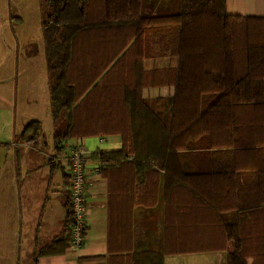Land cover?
<instances>
[{
  "label": "trees",
  "instance_id": "16d2710c",
  "mask_svg": "<svg viewBox=\"0 0 264 264\" xmlns=\"http://www.w3.org/2000/svg\"><path fill=\"white\" fill-rule=\"evenodd\" d=\"M39 2L50 114L54 125L66 116L57 153L61 138L117 132L122 147L99 151L102 167L132 153L159 174L165 203L176 189L205 207L233 242L229 263L250 264L245 222L264 213V17L229 14L225 0H165L156 10L145 0ZM157 56H176V67L144 70ZM167 83L171 97H142L144 86ZM111 113L122 122L114 130ZM40 131L33 120L21 135L35 141ZM70 221L68 200V231ZM166 232L165 214V243ZM144 256L164 264L163 251Z\"/></svg>",
  "mask_w": 264,
  "mask_h": 264
},
{
  "label": "crops",
  "instance_id": "0c3cea01",
  "mask_svg": "<svg viewBox=\"0 0 264 264\" xmlns=\"http://www.w3.org/2000/svg\"><path fill=\"white\" fill-rule=\"evenodd\" d=\"M225 1L229 14L264 17V0ZM15 12L0 0V264H16L20 252L23 264H144V252L149 250L163 251L164 264H197L198 256L230 264L227 248L197 249L202 245L194 239L223 240L222 229L205 207L185 193L177 194L176 189L165 203L159 174L136 166L130 152L119 163L106 162L102 167L99 151L122 147L117 132L61 138L58 153L55 150L50 158L39 142L40 133L35 141L22 137L30 121L40 124L37 96L42 95V82L32 70L31 42ZM176 64V56L143 60L147 71L171 70ZM45 75L46 99L49 81ZM174 91L173 83L147 85L141 95L169 98ZM111 116L114 130L122 122L119 113ZM80 128L87 127L80 122ZM76 141L89 150L85 160L89 209L85 239L79 248L65 240L69 232L65 229L69 194L65 156ZM49 165L61 169V176ZM190 255L196 256L187 258Z\"/></svg>",
  "mask_w": 264,
  "mask_h": 264
},
{
  "label": "rangeland",
  "instance_id": "374dc122",
  "mask_svg": "<svg viewBox=\"0 0 264 264\" xmlns=\"http://www.w3.org/2000/svg\"><path fill=\"white\" fill-rule=\"evenodd\" d=\"M9 4L11 10H16L22 18V28L25 33L26 39L29 38L31 45V57H32V70L34 74L38 75V80H41L42 95H38V117L40 120V140L39 142L44 144V151L49 156L55 155V138L56 131H63L66 126V116L63 114L58 124L54 125L52 122L50 108H49V84L46 86V99L44 98V78L45 74L49 75L45 71V54L42 41V29H41V10L40 0H5ZM165 0H145L146 7H152L154 10L164 4ZM150 7V8H151ZM78 57V68H79ZM77 68V69H78ZM83 75H79L78 77ZM40 77V79H39ZM35 108V107H34ZM61 153V152H60ZM48 160V159H47ZM51 170L56 171V176H61V169L53 168L49 165ZM59 178V177H58ZM213 236L215 234L213 233ZM206 239V238H205ZM194 239L199 241L202 246H198L197 249H220L227 248L231 250L233 248V242L228 240L227 242L220 239ZM205 243V244H204ZM243 254L245 258L250 261V264H264V213L254 216L250 221L245 222V230L242 234ZM195 247V246H194ZM196 255L187 256V258L195 257ZM22 252L17 255L16 264L22 263ZM199 262L197 264H219L216 258L210 260L209 256H198ZM194 259V260H195ZM208 261V263H207ZM188 264V263H182Z\"/></svg>",
  "mask_w": 264,
  "mask_h": 264
},
{
  "label": "built area",
  "instance_id": "2783aa9c",
  "mask_svg": "<svg viewBox=\"0 0 264 264\" xmlns=\"http://www.w3.org/2000/svg\"><path fill=\"white\" fill-rule=\"evenodd\" d=\"M89 150L81 141L70 146L65 156V171L68 178V200L71 210L68 242L71 247L79 248L85 239L87 226L88 201L86 196L85 160Z\"/></svg>",
  "mask_w": 264,
  "mask_h": 264
}]
</instances>
